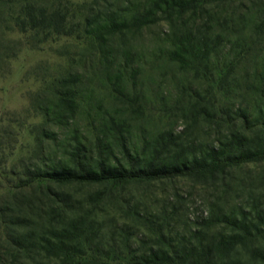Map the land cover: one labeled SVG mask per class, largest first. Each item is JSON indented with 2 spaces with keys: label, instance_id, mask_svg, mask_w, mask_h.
I'll list each match as a JSON object with an SVG mask.
<instances>
[{
  "label": "trees",
  "instance_id": "1",
  "mask_svg": "<svg viewBox=\"0 0 264 264\" xmlns=\"http://www.w3.org/2000/svg\"><path fill=\"white\" fill-rule=\"evenodd\" d=\"M161 22L151 46L139 42ZM45 44L63 62L37 65L29 105L0 112V264H264L256 176L243 185L250 203L219 199L182 227L174 208L133 204L131 224L105 218V247L100 208L77 213L54 188L177 177L224 185L230 169L264 164V0H0V66ZM165 79L178 91L177 133L159 126L171 110ZM154 101L160 114H150ZM24 129L30 154L2 168Z\"/></svg>",
  "mask_w": 264,
  "mask_h": 264
},
{
  "label": "rangeland",
  "instance_id": "2",
  "mask_svg": "<svg viewBox=\"0 0 264 264\" xmlns=\"http://www.w3.org/2000/svg\"><path fill=\"white\" fill-rule=\"evenodd\" d=\"M75 3L89 2L90 0H72ZM251 2L246 1L245 4L249 5ZM167 26L161 22L155 26L150 27L145 31L143 35L142 44H148L151 46L154 36L158 33L166 31ZM18 35H14L13 38H17ZM64 40L59 41V45ZM55 44L42 45L41 49L30 50L23 47L17 55L10 59L9 62L1 64L0 66V112L1 111H16L21 112L29 105L30 95L34 92L38 86L37 82V69L35 67L40 64L48 63L54 65L62 63L64 57H59L54 54ZM57 48V47H56ZM68 50L72 53L75 52V48L69 47ZM157 88V86L155 85ZM163 96H165L166 107L171 108L167 111L166 117L159 123L161 128L173 127V131L177 133L184 125V121L180 119L178 113L173 109L174 102L177 100V89L167 79L163 82L161 87ZM101 96L100 98H103ZM105 110L107 112H113L118 104L110 103L106 98L102 99ZM152 113L158 112L159 104L154 101L152 103ZM151 107V106H149ZM158 114H160L158 112ZM82 117V116H81ZM81 117L77 119V128L88 135L89 132L85 130V120ZM157 119L156 116H154ZM28 122H33L29 120ZM65 131V130H64ZM134 137H139L140 133L136 129ZM60 131L59 134H61ZM193 137L201 141L205 140V136L198 131L194 132ZM90 135V134H89ZM213 135L209 138L212 139ZM60 138L61 135H60ZM33 147V137L28 133L27 129L21 131L19 141L16 146L15 152L8 158L6 164L2 168L9 169L12 164L15 163L20 156H28ZM117 152V150H116ZM54 153V152H53ZM120 163L127 164L121 154L115 153ZM53 155V154H52ZM51 155V156H52ZM60 155V152H57ZM21 168H16V172H20ZM256 176L255 183L253 185L254 193L251 194L254 199H264V164L247 165L240 168L230 169L225 175L223 183L230 188L227 189V193L224 196V187L221 181L212 183L211 181L201 182L195 181L189 177H177L174 179H161L154 181H134L122 186H108L99 184H86V183H70L66 185H56L55 190L62 192L65 196L70 198L69 204L74 208H77V213L88 211L89 209L97 206L102 211L100 213V221L103 224L102 234L98 237L105 247V231L111 234L110 227L105 228L110 221L105 218H114L117 225L121 223L131 224L129 218L124 211H129L133 204L139 209L155 210L159 211L162 206L175 210L176 224L180 227L184 225L187 218L193 221L196 218L203 217L206 211L210 208L211 204L218 202H225L224 205L230 207L232 204L238 202H251L247 189L243 187L247 186L249 178ZM15 180V176L11 175ZM240 183V184H239ZM122 206L123 209H118ZM114 209H116L114 211ZM169 210V209H168ZM108 212V213H107ZM107 213V214H106ZM106 214V215H105ZM172 222H175V221ZM188 223V222H187ZM144 229L140 232H143ZM106 234V238L109 239L110 235ZM116 238V236H114Z\"/></svg>",
  "mask_w": 264,
  "mask_h": 264
}]
</instances>
